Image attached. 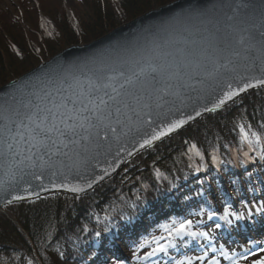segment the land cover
Instances as JSON below:
<instances>
[{
	"label": "snow or ice",
	"instance_id": "snow-or-ice-1",
	"mask_svg": "<svg viewBox=\"0 0 264 264\" xmlns=\"http://www.w3.org/2000/svg\"><path fill=\"white\" fill-rule=\"evenodd\" d=\"M257 87H264V0H209L203 6L181 8L131 39L72 62L58 59L39 75L12 82L0 95V205L7 208L39 198L40 192L51 189H66L80 199L122 165H130L141 150ZM228 131L237 133V146L221 145L224 137L216 134L211 151L184 141L183 153L194 174L206 173L210 165L218 174L227 173L229 166L242 170V175L228 177L231 191L220 196L222 212L213 210L205 180L197 181L201 187L195 195L203 196L209 206L201 205L189 216L223 223L206 229L204 220L173 218L163 225V234L135 245L133 260L264 264V239L231 241L242 249L238 252L216 232L225 227L231 236L239 232L240 222L254 226L257 216L264 217V199H241L238 209L231 203L242 188L264 194V115L255 124L242 117ZM154 174L157 180L168 179L159 168ZM125 203L137 208V201ZM120 219L130 223L133 216L123 213ZM96 220L104 224V233L118 227L111 213L103 219L97 215ZM82 231H89L87 225ZM101 235L100 230L94 232L102 244ZM38 240L43 249L46 241ZM193 244L199 254H189ZM146 246L149 250L138 254ZM95 255L93 251L88 261ZM27 264H34L33 259ZM104 264L125 262L109 258Z\"/></svg>",
	"mask_w": 264,
	"mask_h": 264
},
{
	"label": "trees",
	"instance_id": "trees-1",
	"mask_svg": "<svg viewBox=\"0 0 264 264\" xmlns=\"http://www.w3.org/2000/svg\"><path fill=\"white\" fill-rule=\"evenodd\" d=\"M25 1L21 2L20 9L0 8V85L69 45L88 43L116 26L173 0H75L67 7L61 0H38L37 6H29ZM261 115H264V88L245 94L234 104L209 113L141 152L122 169L123 174L119 173L80 199L56 193L35 201L9 205L5 209L14 217L18 227L0 214V264H26L29 259H33L34 264H87L86 259L93 251L96 252L90 246L95 240L94 229L104 227L103 223H97V215L101 219L106 214L113 215L118 227L110 230L115 235L124 224L121 214L127 213L135 219L143 213V204L157 205L155 199H159L163 210L157 208L143 215L146 226L139 227L140 239L173 218H183L201 205L208 207L203 196L195 195L201 187L197 181L201 179L205 180L203 187L207 189L209 198L212 200L214 192L217 205L222 209L220 196L226 188L231 190L228 177L242 175V170L229 166L227 173L222 171L218 174L209 161L206 173L194 174L183 155L186 150L184 141L196 142L208 152L215 143V135L220 134L224 137L221 145L237 146V133L228 129L242 117L255 124ZM220 152L227 154L222 146ZM156 168L168 179L157 180ZM186 174L187 180L184 179ZM119 175H123L121 179ZM173 184L176 187H172ZM171 188L172 192L169 191ZM241 194L238 203L243 199ZM133 200L137 201L136 209L125 203ZM214 203L212 201V206ZM113 208L115 212H112ZM157 217L161 222H156L159 220L155 219ZM85 225L88 232L82 231ZM49 232H52L51 239L47 238ZM38 237L46 241L43 249L39 247ZM124 239L128 242L127 237ZM57 249L64 252L65 257H60ZM99 263L97 259L95 264Z\"/></svg>",
	"mask_w": 264,
	"mask_h": 264
},
{
	"label": "water",
	"instance_id": "water-1",
	"mask_svg": "<svg viewBox=\"0 0 264 264\" xmlns=\"http://www.w3.org/2000/svg\"><path fill=\"white\" fill-rule=\"evenodd\" d=\"M207 3H209V0H173V1H171L167 4H164L162 6L148 10L147 12H145V13H143V14L127 21V22H124V23L116 26L115 28H113L109 32L105 33L104 35H102V36L98 37L97 39H94L88 43L69 45V46L61 49L60 51L56 52L52 56H50L47 60L39 63L36 66H34L33 68H31L27 72L17 76L16 78L8 81L5 84L0 85V95H3L5 92L9 91L12 82L16 81L17 79H26V78H30L32 76L39 75L41 69H43L45 67V65H52L58 59L63 60L65 62H72V61L78 60V59L83 58L85 56L91 55L92 53H94L100 49L107 48L108 46L116 43L117 41H123L125 39H131L142 28L158 23L161 19L168 17V16H170L176 12H179L181 10V8H187L189 6H193V7L194 6H203V5H206ZM258 88H262V87L248 89L247 92L241 93V95L239 97H237L236 100H238L244 94H246L252 90H256ZM232 103L233 102H229L226 106H228ZM226 106H224V107H226ZM209 107H211V105H209ZM187 111L189 113H191V109H188ZM209 113H212V112H209ZM209 113H203L200 117H197L195 120L190 121L182 129H178L176 132L170 134L169 136L163 137L161 140L155 142L154 145L163 141L164 139L172 136L173 134H176L179 131L187 128L190 124L198 121L200 118H202L203 116H205ZM191 114H194V113H191ZM144 150H146V149H144ZM144 150H141V152ZM123 166H125V164L122 165L121 168L117 169V171L112 175V177L116 176L118 174V172H120V170L123 168ZM109 179L110 178H106L105 181H107ZM105 181L101 182V184L104 183ZM91 191H89V192H91ZM56 193H62V194H66V195L75 196L73 193L67 191L66 189H51L48 192H40L39 198H36L35 196H33L30 198H26L24 201H20V202L33 201V200L40 199L43 196H46L49 194H56ZM15 203H18V202H15ZM0 214H4L11 221H13L15 223L14 218L11 215H9V213L5 210V208L2 205H0Z\"/></svg>",
	"mask_w": 264,
	"mask_h": 264
},
{
	"label": "rangeland",
	"instance_id": "rangeland-1",
	"mask_svg": "<svg viewBox=\"0 0 264 264\" xmlns=\"http://www.w3.org/2000/svg\"><path fill=\"white\" fill-rule=\"evenodd\" d=\"M24 1H25V0H24ZM61 1H62V3L67 7L68 5H72V4L74 3L75 0H61ZM21 2H23V0H0V8L9 7V10L20 9ZM37 2H38V0H27V3L29 4V6H37ZM25 4H26V1H25ZM51 6H52V5H51ZM57 52H58V51H57ZM122 176H123V175H119V178L121 179ZM106 182H108V181H106ZM196 218H197V217H195V219H196ZM208 227H209V226H206V229H209ZM210 228H211V227H210ZM212 228H214V227H212ZM99 230L101 231V229H99ZM135 234H136V233H135ZM161 234H163V232H159V233H157V236H159V235H161ZM242 243H244L243 240H242ZM245 244H246V243H245ZM234 245H235V244H234ZM109 250H113V251H112L113 254H110V253H109ZM147 250H149V248L146 246L145 249H142L141 252L138 253V254L142 255L143 252H144V251H147ZM98 251H100V250H98ZM133 251H135V247H134L132 250H130V257H129V258H126V256L120 251V249H119L118 246L115 247V248H113V249L103 250V252H106L105 255H107L108 258H104L103 260L100 261L99 264H104V262H105L106 259L113 258L112 255H115L117 258H119L120 260L124 261L125 264H145V262H143V261L137 262V261H135V260L132 259V252H133ZM98 253H99V252H97L96 255L92 257V260L89 261V264H93V262L95 261V259H96L97 257H100V256L102 255L101 253H100L101 255H100V254L98 255ZM189 254H199V250H193V251H190ZM109 255H110L111 257H110ZM209 255H211V254H209ZM257 255H259V253H257ZM251 258H252V257H249V260H250ZM124 259H125V260H124ZM26 264H27V263H26ZM149 264H150V262H149ZM222 264H228V262H227V261H223ZM240 264H248V262H246V261H244V260H241Z\"/></svg>",
	"mask_w": 264,
	"mask_h": 264
}]
</instances>
